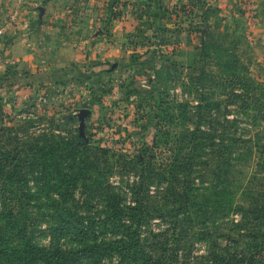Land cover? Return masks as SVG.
Returning a JSON list of instances; mask_svg holds the SVG:
<instances>
[{
	"label": "rangeland",
	"instance_id": "rangeland-1",
	"mask_svg": "<svg viewBox=\"0 0 264 264\" xmlns=\"http://www.w3.org/2000/svg\"><path fill=\"white\" fill-rule=\"evenodd\" d=\"M37 1L43 2V7L39 8L42 13L40 29H49V34H54L53 57L39 65L28 66L22 62L25 65L21 64L19 68L1 66V78L8 71H15L22 77L14 85L11 80H0V126L3 121L5 127L18 130L21 137L23 127L33 139L47 135L57 140H76L79 134L86 143L90 142V146L116 152L108 155L110 165L115 166L113 174L105 177L113 189L109 190L108 198L89 199L82 190L75 194V203H80L79 212L85 216L86 223L104 218L110 196H115L122 207L136 205L133 187L140 183V175L130 168L129 159L137 161L140 157L145 163L162 165L170 156L159 144L156 108L149 106H156L162 93L166 92L170 95L169 100L176 103L195 102L181 82L168 81V73L171 71L176 75L172 65L176 62L183 65L184 75L189 76L192 72L184 68L198 61V69L193 74L195 78L199 77L198 70L203 65L199 61L203 34L199 31L204 26L200 21L205 17L211 27L213 42L220 46V49L209 50L210 57L206 60L210 74L207 93L215 91L219 100H227V94L220 95L225 87H228L227 93L236 89L235 92L242 94L239 85H231L232 80L236 82L242 77L252 79L250 84L255 81L263 85L251 90L253 100L248 98L245 103L238 98L228 107L231 110L229 119L238 123V128L233 127L230 133L237 130L244 141L232 147L229 159L243 175L231 172V178L237 181L229 188L234 193L233 198L221 197L215 188L218 182L214 181L210 192L216 189L218 194L214 193L210 199L222 205L220 211L225 209L228 213L232 207L242 204L240 192L247 182L252 180L254 186L264 184L260 180L264 177V10L260 13L257 0L231 1L224 8L220 4L226 3L225 0H215L214 4L205 0ZM45 8L52 11V15L45 17ZM110 39L116 40L118 45L109 46ZM61 43L67 48H61ZM220 52L222 54L218 55ZM48 56L50 58V54ZM177 69L179 71L180 67ZM25 74L28 77L23 80ZM213 99L216 102L217 99ZM243 108L250 110V116L243 113ZM83 110H88L89 114L81 132ZM169 129L174 131L172 127ZM119 155H124L125 160H119ZM79 158L78 154L68 164H74ZM253 176H256L255 180ZM157 192L158 188L152 186V201ZM220 211L215 213L216 208H213L207 227L219 236L213 239L216 244L234 247V241L228 236L238 239L241 232L234 229L230 219H239V216L233 214L237 212H231L230 218L222 221ZM123 219L125 221L127 216ZM150 224L140 229L143 238L171 234L167 221L155 217ZM42 231L37 241L42 245L50 244L49 227L44 225ZM117 236L108 233L100 235L99 239L115 240ZM61 242L70 248L79 245L78 241L68 238ZM211 242L193 238V254H205ZM262 259L264 262V251L260 261ZM192 264H196V258Z\"/></svg>",
	"mask_w": 264,
	"mask_h": 264
},
{
	"label": "trees",
	"instance_id": "trees-1",
	"mask_svg": "<svg viewBox=\"0 0 264 264\" xmlns=\"http://www.w3.org/2000/svg\"><path fill=\"white\" fill-rule=\"evenodd\" d=\"M205 18L200 22L204 26L199 31L203 34L199 60L203 65L198 70L199 77L193 74L198 69V61L191 64L193 68H184L192 72L189 76L184 75L183 65L176 62L172 64L176 75L168 73V81L181 82L195 102L176 103L169 100L166 92L156 106H149L156 108L159 144L170 156L162 165L145 163L140 157L137 161L128 160L130 168L140 175V183L133 187L137 197L135 206L122 207L115 196H110L104 218L86 223L85 216L79 212L80 203H75V194L82 190L89 199L108 198L112 186L106 183L105 177L112 175L115 169L108 155L116 152L90 146L79 134L76 140H57L47 135L33 139L21 127L24 132L21 137L18 130L5 127L1 121L0 264H192L195 258L196 264H264L263 259L260 261L264 251V184L254 186L250 180L245 187L240 186L243 187L242 204L232 207L228 213L225 209L220 211L222 205L210 199L218 191L223 198H233L234 193L229 188L237 181L231 178V172L242 174L229 159L232 147L244 141L237 130L230 133L233 127L238 128V123L229 119L231 110L228 107L238 98L245 103L248 98L253 100L251 90L263 85L255 81L250 84L252 79L242 77L231 82L243 89L242 94L235 92L236 89L227 93L225 84L226 90L220 95L227 94V100L217 99L215 91L207 93L210 74L206 60L210 57L209 50L220 49V46L213 42L211 27ZM225 67L228 66L225 64ZM21 77L15 71H8L0 80H11L14 85ZM27 77L25 74L23 80ZM242 110L250 116L248 108ZM79 145L82 148H78ZM78 154L79 160L68 164ZM118 158L125 160L124 155ZM253 177L255 180L256 176ZM260 180L264 182V177ZM214 181L218 182L214 184L218 191L215 189L211 193ZM152 186L158 188L153 201ZM213 208H216L215 213L220 211L223 215L219 218L222 221L229 219L231 212H237L233 214L239 219L232 218L230 223L241 232L240 237L228 236L234 241V247L213 241L219 237L207 227ZM155 217L168 222L171 234L140 236V229L151 225ZM44 225L49 227L52 237L48 245L37 241ZM108 233L118 238L99 239L100 235ZM65 238L78 241L79 245L66 247L61 242ZM193 238L212 241L209 251L201 256L194 255Z\"/></svg>",
	"mask_w": 264,
	"mask_h": 264
},
{
	"label": "crops",
	"instance_id": "crops-1",
	"mask_svg": "<svg viewBox=\"0 0 264 264\" xmlns=\"http://www.w3.org/2000/svg\"><path fill=\"white\" fill-rule=\"evenodd\" d=\"M205 1L212 4L216 3L215 0ZM225 1L227 4L222 1L223 4H220L221 8L227 7L231 1L235 3L237 0ZM257 1L259 11L262 13L264 10V0ZM40 7H43V2L39 3L37 0H4L1 12L2 20H7L12 12H16L20 18L19 25L12 28L6 36L0 40V61L3 62L4 66L14 65V67L18 66L19 68L21 64L25 65V63L22 62H26L28 66H32L33 64L39 65L40 63H46L48 59L53 57L52 48H54L53 44L55 43V39L53 38L54 34L50 35L49 29H47V31H45L44 28L40 29L39 25H41L42 20V13L39 10ZM51 13L52 11L50 12L48 8H45V17H47V15L49 17V15H52ZM236 13H238V11ZM236 13L234 12V15H236ZM62 14L63 13L60 12L61 16ZM111 42L108 43L109 46L114 45V47H116L118 45L116 40ZM60 47L67 48V45L61 43ZM49 54L50 58L48 56ZM1 66L0 71L3 69Z\"/></svg>",
	"mask_w": 264,
	"mask_h": 264
},
{
	"label": "built area",
	"instance_id": "built-area-1",
	"mask_svg": "<svg viewBox=\"0 0 264 264\" xmlns=\"http://www.w3.org/2000/svg\"><path fill=\"white\" fill-rule=\"evenodd\" d=\"M4 0H0V40H2L6 34L14 27L18 26L20 23V18L16 12L10 13L7 20H2V7ZM3 65V62L0 61V66Z\"/></svg>",
	"mask_w": 264,
	"mask_h": 264
},
{
	"label": "water",
	"instance_id": "water-1",
	"mask_svg": "<svg viewBox=\"0 0 264 264\" xmlns=\"http://www.w3.org/2000/svg\"><path fill=\"white\" fill-rule=\"evenodd\" d=\"M116 68V65L113 66V70ZM89 114V111L88 110H83V112L81 113L80 115V119H81V127H80V130L81 132L83 131L84 129V122H85V117Z\"/></svg>",
	"mask_w": 264,
	"mask_h": 264
}]
</instances>
